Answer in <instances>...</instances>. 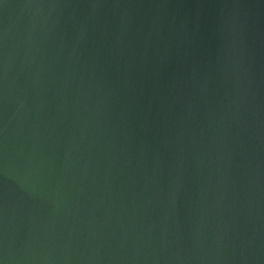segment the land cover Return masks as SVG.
<instances>
[{"label": "water", "instance_id": "95a60500", "mask_svg": "<svg viewBox=\"0 0 264 264\" xmlns=\"http://www.w3.org/2000/svg\"><path fill=\"white\" fill-rule=\"evenodd\" d=\"M0 264H264V0H0Z\"/></svg>", "mask_w": 264, "mask_h": 264}]
</instances>
